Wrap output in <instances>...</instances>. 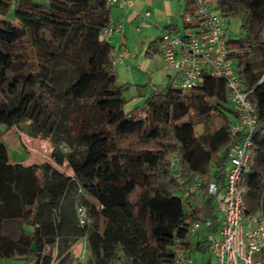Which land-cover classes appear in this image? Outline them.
Here are the masks:
<instances>
[{"label": "trees", "instance_id": "obj_1", "mask_svg": "<svg viewBox=\"0 0 264 264\" xmlns=\"http://www.w3.org/2000/svg\"><path fill=\"white\" fill-rule=\"evenodd\" d=\"M214 4L240 21L226 45L255 124L238 182L246 212L264 211V0ZM109 16L105 0H0V264H174L178 252H207L204 237L189 240V224H217L205 187L223 183L233 144L225 81L205 75L190 91L168 82L125 111L128 84L101 34ZM12 126L43 131L50 158L72 174L9 161L1 136ZM194 181L198 190L181 197ZM80 237L85 262L76 261Z\"/></svg>", "mask_w": 264, "mask_h": 264}, {"label": "built area", "instance_id": "obj_2", "mask_svg": "<svg viewBox=\"0 0 264 264\" xmlns=\"http://www.w3.org/2000/svg\"><path fill=\"white\" fill-rule=\"evenodd\" d=\"M105 1L119 7L131 5V0ZM184 1H194L195 9L183 16L187 24L183 31L175 32L165 27L157 41L156 48L162 56L169 82L173 87L190 91L201 85L205 75L221 77L225 81L228 103L234 113L227 128L233 144L224 170L223 183L212 179L205 187L207 194L213 198L217 224L212 229L213 221L210 218L192 219L189 231L205 238L209 264H264V211L246 212L243 199L246 188L238 182L242 170L247 166L255 124L254 106L248 98L250 90L243 88L228 58L227 18L215 4L207 0ZM144 15H148V12ZM122 29V23L109 19L102 28V38L109 43V37L113 33H121ZM109 55L114 69L129 52L126 48L118 47L111 49ZM174 162L175 159L171 157V165ZM173 175L176 181H181L178 172L175 171ZM199 186V181L186 185L181 197L196 192ZM78 211L80 222H83L85 210L80 207ZM173 263L194 264L191 257L180 252L175 254Z\"/></svg>", "mask_w": 264, "mask_h": 264}, {"label": "crops", "instance_id": "obj_3", "mask_svg": "<svg viewBox=\"0 0 264 264\" xmlns=\"http://www.w3.org/2000/svg\"><path fill=\"white\" fill-rule=\"evenodd\" d=\"M145 12L148 15H144ZM186 13L184 0H131L130 6L110 5L109 19L122 23L123 29L109 37L108 53L118 47L128 50L129 55L115 65L114 72L120 83L128 84L127 91L134 88L133 99L145 98L146 94L167 86L169 78L156 48L157 41L165 27L181 33L187 25L183 21ZM9 130L14 132L13 126ZM24 136L32 138L27 134L19 135L16 144L21 147ZM185 255L191 257L194 264L210 262L208 250Z\"/></svg>", "mask_w": 264, "mask_h": 264}, {"label": "rangeland", "instance_id": "obj_4", "mask_svg": "<svg viewBox=\"0 0 264 264\" xmlns=\"http://www.w3.org/2000/svg\"><path fill=\"white\" fill-rule=\"evenodd\" d=\"M207 1L211 2L212 4L215 3V0H207ZM226 27L228 29L229 36L240 35L242 33V30L240 28V21L237 18H234V17L227 18ZM231 64L233 68L235 69L236 61L234 59H231ZM133 90L134 88L128 91L125 90L124 105H123V108L125 111H129L135 106H140L144 101V98L133 99L132 95L135 93V91ZM162 90H164V88L159 89L158 91H162ZM216 123H219L217 119H216ZM4 129H5L4 126L0 124V131H4ZM13 130L14 132L8 129L1 136V139L5 143L6 148H7V154H8L9 161L21 162L24 164L40 163L43 161H47V162H50V164L55 166L57 169H59L63 173L67 175L72 174V171L66 162H64L62 165H56L54 161L50 158V151H51L52 145L47 137L42 136V134H44L43 131L40 132L37 137L27 138L24 136V141L21 147L20 144H16V141L19 135L23 136L26 133L21 131L17 126H13ZM211 171H214V166H212ZM216 212L218 213V211ZM198 234L199 233H192V232L189 233V240L191 241L193 245L195 244V240H196L195 238ZM74 251L77 254L76 261L85 262L88 260L89 252L85 246L83 237H80L78 242L75 244Z\"/></svg>", "mask_w": 264, "mask_h": 264}]
</instances>
